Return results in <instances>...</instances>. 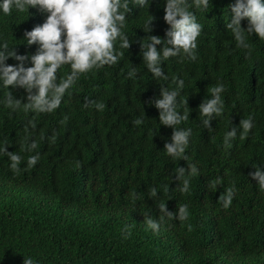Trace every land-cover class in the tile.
<instances>
[{"label":"trees","instance_id":"16d2710c","mask_svg":"<svg viewBox=\"0 0 264 264\" xmlns=\"http://www.w3.org/2000/svg\"><path fill=\"white\" fill-rule=\"evenodd\" d=\"M149 2L140 7L129 0L132 12L123 31L132 43L123 49L117 39L120 61L81 74L56 110L26 109V91L0 82V147L7 143L8 151L22 157L17 173L0 153V264H23L24 258L33 264H264V191L248 175L256 166L264 170V39L245 33L249 48L237 47L226 28L235 0H209L207 10L189 9L202 25L196 59L169 58L161 65L169 79L157 81L143 62L140 44L148 35L165 38L170 25L164 20L166 0ZM151 15L148 33L143 27ZM46 16L38 6L23 12L13 8L10 15L0 8V45L35 54L39 45H28L24 33ZM247 24V18L241 21L242 27ZM6 63L20 62L10 57ZM133 67L138 75L130 78ZM71 71L63 65L58 82ZM177 80L184 82L178 99H188L190 108L178 106L190 112L177 126L191 129L187 161L166 153L173 129L160 125L159 110L148 104L160 95L161 85L171 91ZM218 84L225 87L224 112L211 121L209 132L198 106L212 98L210 89ZM10 91L23 101L16 110L6 105ZM137 118L143 123L134 125ZM241 119H251L252 129L244 138L238 131L225 148V134L233 126L239 129ZM33 141L38 147L29 151ZM37 154V164L29 167V157ZM193 164L196 174L187 170ZM181 166L187 192L180 190L183 179H174ZM153 187L158 196L151 199ZM230 187L235 194L225 209L218 198ZM160 203L177 214L187 205L188 218L165 217L154 232L145 216L159 220Z\"/></svg>","mask_w":264,"mask_h":264},{"label":"clouds","instance_id":"9594fccd","mask_svg":"<svg viewBox=\"0 0 264 264\" xmlns=\"http://www.w3.org/2000/svg\"><path fill=\"white\" fill-rule=\"evenodd\" d=\"M134 6H149V0H131ZM29 6L37 7L41 13H46L43 24L35 26L31 31H25L24 39L28 45L38 44L36 53L31 55H20L15 47L9 48L7 42L0 45V82L9 88H23L27 93L26 109L37 112H52L56 110L68 89H70L79 79L81 74L87 73L93 68H101L105 65H116L123 57L122 52H116L114 47L117 39L120 47L129 49L132 41L123 31L126 19L132 12L129 0H2L0 8L4 14L10 15L13 8L17 11H28ZM207 10L209 0H193L192 4L188 0H166L165 22L170 27L165 32V38L159 35H148V42L141 41L140 54L147 69L152 73L155 80H168L169 77L162 69V62L171 57L181 54L187 55L195 60V50L197 48V38L202 31V25L196 20L195 13L189 11L190 8ZM231 19L226 23L227 30H231L237 41V47L249 48L245 33L255 34L264 39V0H235L229 6ZM247 18V27H242L241 21ZM155 17L146 21L143 30L150 33L153 28ZM63 37V39H62ZM166 42V43H165ZM163 45L157 49L156 45ZM14 58L20 63L17 65L7 64L9 58ZM31 60V66L25 67V61ZM63 65L71 66V74L66 79L58 82V70ZM137 70L133 67L128 76H137ZM177 88L169 91L166 87H160V95L149 99L148 104L154 105L159 110L160 125L173 129L171 142L164 143L166 153L173 159L188 160L186 149L189 145L191 129L178 128L183 121L189 119L188 111H179L178 106L188 107L187 100H179L183 90V80H177ZM212 98L204 99L198 106L199 115L203 116L202 124L209 132L213 130L211 121L220 117L224 112V102L221 93L225 91L223 84H218L210 89ZM22 99H17L10 91L6 97V105L13 110L20 107ZM90 102H85L84 107H88ZM98 109H102V104H96ZM190 109V108H189ZM33 128L35 124L29 122ZM134 125L143 123L142 118L132 121ZM253 127L251 119H241L239 129L233 126L224 136V147L230 148L232 141L250 132ZM9 144L5 143L0 147V153L6 154L10 160V167L13 172H19V165L22 157L8 151ZM35 141L29 146V151L37 148ZM39 160V154L29 157L27 165L33 167ZM255 171L249 172V176L256 181L259 189L264 191V170L260 166L254 167ZM190 174L198 172L197 167L188 165ZM185 167L176 170L174 179H183L182 192H187L189 181L184 179ZM217 186L213 185V189ZM235 194V188L230 187L226 193L218 199L227 209ZM158 196L157 190L153 187L149 191V197L154 199ZM160 213L159 220L153 219L150 215L145 216L146 223L154 232H159L160 222L165 217L169 220L179 219L184 221L188 218V206L181 205L177 212L169 211L167 203L157 205ZM124 238L131 236L129 227L122 230ZM23 264H33L32 259L24 258Z\"/></svg>","mask_w":264,"mask_h":264}]
</instances>
